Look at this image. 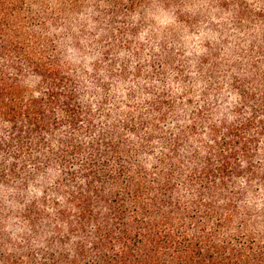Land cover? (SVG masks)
Returning <instances> with one entry per match:
<instances>
[{
  "label": "trees",
  "instance_id": "16d2710c",
  "mask_svg": "<svg viewBox=\"0 0 264 264\" xmlns=\"http://www.w3.org/2000/svg\"><path fill=\"white\" fill-rule=\"evenodd\" d=\"M0 264H264V0H0Z\"/></svg>",
  "mask_w": 264,
  "mask_h": 264
}]
</instances>
